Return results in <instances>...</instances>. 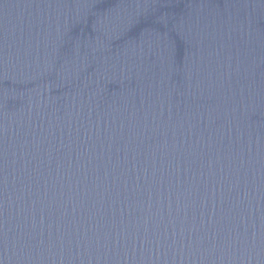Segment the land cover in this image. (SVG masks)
Segmentation results:
<instances>
[{"label": "water", "instance_id": "1", "mask_svg": "<svg viewBox=\"0 0 264 264\" xmlns=\"http://www.w3.org/2000/svg\"><path fill=\"white\" fill-rule=\"evenodd\" d=\"M0 264H264V0H0Z\"/></svg>", "mask_w": 264, "mask_h": 264}]
</instances>
